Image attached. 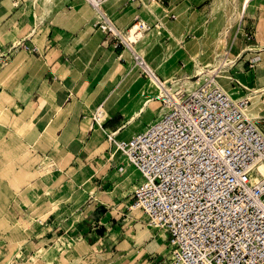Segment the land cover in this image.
Here are the masks:
<instances>
[{"label": "crops", "instance_id": "0c3cea01", "mask_svg": "<svg viewBox=\"0 0 264 264\" xmlns=\"http://www.w3.org/2000/svg\"><path fill=\"white\" fill-rule=\"evenodd\" d=\"M148 1L105 0L101 11L112 20L117 30L127 28L141 17L146 20L151 30L138 48L148 50L146 58L156 68L157 77L165 80L174 76L167 69L170 63L162 60L163 63L166 61L163 69H157L150 57L155 50L166 49L162 41L168 35L183 42V46L180 43L177 47L178 56L188 57L185 51L188 52L186 45L189 43H184V36L191 28L182 21L178 22L184 18L183 12L178 11L182 5L177 7L173 0H159L167 10L170 22L166 24L169 29L157 30L155 24L158 20L145 8L144 3ZM188 4L187 1L184 6ZM98 23L94 9L86 0H0V41L4 40L0 45V58L10 57L8 63L0 68V93H5L10 102L23 111L21 116L14 114L13 124L19 127L10 126V129L17 132H13L14 136L23 137L25 147H29L36 161L41 159L36 170L40 174L35 175L32 181L56 172L55 185L68 183L71 186L69 191H61L57 187L52 194L61 204L58 214L50 217L45 228H53L54 235L59 231L63 234L73 232L72 223H67V219L62 221V217L88 218L104 205L99 195L106 192H99L92 185L94 179L106 181L104 171L108 161L105 151L112 145L107 139L111 132H116L113 136L117 140L131 138L141 132L130 131L126 137H121L124 130L120 126L133 114L137 106L134 103L141 97L140 90L145 83L141 82L143 71L129 67L124 58L125 49L121 50L111 35L100 30ZM15 37L20 42L17 46L14 45ZM203 49L200 44V55L204 53ZM190 57L186 58V65ZM29 61L32 63L26 67ZM147 85L148 90L143 97L154 94V86ZM100 106L107 109L110 118L103 128L94 119V129L87 133L85 122L92 115L95 118ZM11 108L16 111V107ZM149 111L152 114L146 118ZM152 115L154 104L140 120L149 125ZM30 128L33 129L31 134ZM59 170L64 171V177ZM37 183L42 190L46 189V182L39 180ZM16 211L19 213L18 204ZM74 232L77 240L84 236H78L76 228ZM99 238L102 239L101 236Z\"/></svg>", "mask_w": 264, "mask_h": 264}, {"label": "rangeland", "instance_id": "374dc122", "mask_svg": "<svg viewBox=\"0 0 264 264\" xmlns=\"http://www.w3.org/2000/svg\"><path fill=\"white\" fill-rule=\"evenodd\" d=\"M173 1L177 7L182 5L178 11L183 12L184 18L178 22L182 21L191 28V31L185 33V41L183 38L180 39L189 43L186 45L188 52L184 50L188 53V57L194 53L198 55L200 44H202L204 53L200 58L202 64H207L214 62L217 53H222L225 49L230 57L236 58L237 65L223 73L232 79L219 80L221 85L235 98H241L238 96L245 92L241 85L255 90L264 88V0H251L241 19L237 18L235 13L241 10L243 0ZM187 1L189 4L185 7L184 3ZM154 3L165 11L162 19L170 22L168 12L159 0L145 2V8H153ZM234 9L237 10L234 12ZM171 20L175 21V19ZM178 41L168 35L162 41L166 49L155 50L150 59L154 60L157 69H163L162 60L168 61L170 64L167 65V69L175 78L183 79L184 71L194 77L193 63L186 66L185 60L188 57L182 58L176 53L178 45L183 43ZM3 42L4 40H1L0 45H3ZM120 46L121 50L125 49L123 45ZM125 60L132 70H141L138 66L134 67L132 57ZM146 60L149 62L148 58ZM174 67H177L175 71ZM141 76V82L145 83L140 91L144 95V92L148 90L146 81L149 78L145 73H141ZM156 89L157 86L154 85L153 90L156 91ZM263 97L264 94L260 97L262 106ZM249 100L252 106L254 99L249 97ZM161 105V100L155 101L154 115L151 116L153 119ZM13 113L17 114V111ZM151 114L152 111H149L146 118ZM256 120L264 125V112L262 117ZM10 126L19 127L17 124ZM147 126L145 121L142 123V120H139L135 125H131L130 129L124 130L121 137H126L130 131L138 132ZM13 132L11 131V134L7 136L13 161L7 169L3 168L0 171V264H169L164 232H157L154 236L152 234L154 229L149 226V221L142 212L131 210L135 190L131 188L136 186L139 173L113 144L105 151L108 161L104 171L107 176L106 181L99 182L94 179L92 185L93 188L99 189V192H106L107 195H99L104 205L88 218L86 216L72 218L70 215L62 217V221L67 219V223H72L70 226L73 232L63 234V231H59L54 235L53 228H45L50 217L58 214L61 204L59 200L53 198L52 194L57 187L61 191H69L71 186L65 180L63 182L67 185H55L56 172L47 178L32 181L35 175L40 174H37L36 170L41 165V159L38 158L39 160L36 161L29 147H25L23 139L20 140L17 134L14 136ZM125 139L129 140L130 137ZM235 154H237L236 158L240 156L246 158L242 152L233 153ZM5 160L4 153L0 150V165H3ZM202 160L206 169L205 184L213 188V191L230 197L241 198L245 195L240 186L226 178V170L214 152L205 151ZM20 170H24V173L28 175L27 179L15 176V173ZM59 171L64 177V171ZM39 180L47 183L46 189H41L37 183ZM126 190L127 196L124 195ZM13 202H16L25 214L16 213L17 204ZM249 213L259 215L260 211L250 208ZM29 217L35 219L30 225L27 224ZM130 217L131 220H129ZM17 221L21 223V226H17ZM147 227H150L148 233L141 234ZM75 228L78 230V236L84 235L80 238L81 242L74 235ZM94 233L97 235L95 236ZM61 237H68L69 242L65 245L61 244L58 241ZM19 253L24 257L22 260L18 259ZM32 256L36 257L35 263L31 261Z\"/></svg>", "mask_w": 264, "mask_h": 264}, {"label": "built area", "instance_id": "2783aa9c", "mask_svg": "<svg viewBox=\"0 0 264 264\" xmlns=\"http://www.w3.org/2000/svg\"><path fill=\"white\" fill-rule=\"evenodd\" d=\"M97 26L125 47L109 18ZM179 98H163L165 114L129 140L108 137L139 173L131 210L164 232L169 264H264V125L248 117L249 100L214 81ZM205 151L243 197L205 184Z\"/></svg>", "mask_w": 264, "mask_h": 264}, {"label": "bare ground", "instance_id": "6f19581e", "mask_svg": "<svg viewBox=\"0 0 264 264\" xmlns=\"http://www.w3.org/2000/svg\"><path fill=\"white\" fill-rule=\"evenodd\" d=\"M86 1L89 3L90 6H92V8L95 11V20L98 22H100V21L106 22V18H108V17L105 16L106 14L103 11H101L102 5L104 4L103 2L105 0H86ZM250 3H251V0H243L241 8H240L241 10H239L237 13H235V15L237 14V18L241 19L242 14H244L247 11ZM146 10H148V12H150V14L152 16L155 15V18L158 20L157 23L155 24L157 30L162 31L163 28H168V27H166L167 22L162 19V15L164 14L165 11L163 9H161L157 3H154L153 8L149 7V8H146ZM235 10H237V9H234V12H235ZM244 17H245V15H244ZM170 24H172V23H170ZM150 30H151L150 25H148L146 20L141 17L138 22H135V23L131 24L130 26H128L127 28H124L122 30L118 29V32H115L124 41V45H125V50L123 52L124 58L128 59V57H132L134 60V67L138 66L143 71V73L148 74L149 80H147L146 83L147 84L149 83L153 86L154 85L157 86V89H156V91H154L153 95L143 97V94H142L140 99H138L134 103V105H137V106H136V108L133 109V114L127 118V120L124 122V124L122 126H120L121 127L120 129H122V130H128V128L131 125L137 123V120H140L143 113H145L147 111V109L152 104L155 103L156 100L157 101L162 100L163 98L170 97V96H173L177 100H180L179 96L181 94H185V93L186 94H192L195 90L207 86L208 83H210L212 81L221 84L219 80H224V81L225 80H231L232 78L224 75L223 73H225L226 70H228L229 68H232L233 66L237 65L236 58L230 57V55L225 51V49L222 53H217V56H216V59H214V62L211 61V63L208 62L207 64H202V61L200 58L201 55L199 53H198V55L196 53H194V55H192L190 57V61L186 65V66H188L191 62L193 63V65H194L193 70H194V75H195L194 77H191L190 74H188V73H186V71H184V73H183L184 78L183 79H181V78L178 79V78H175L174 76H169L165 80L161 79L162 80L161 81L159 78H158L159 80H157L155 77V76H158L156 68H154L151 65V63L147 62V60H146L148 50H141L138 48L139 44L145 39L147 32ZM18 43H20V42H18V39L16 38L14 40V45L17 46ZM184 43L186 44V42H184ZM181 45L183 46V43H181ZM10 48H12V47H10ZM199 51H201V50H199ZM9 59H10L9 55L6 56L4 59L0 58V68L2 66H4L5 64H7ZM143 62L146 63V66L144 65ZM31 63H32L31 61L27 62L25 64L26 67H29V65ZM164 63L162 62V65ZM31 71H34V68L31 69ZM152 72L154 73V75L152 74ZM196 86H199V87L196 88ZM241 86L245 90V92L241 96H238V97H241L239 99L249 100V97H252L254 99L252 106H250L251 102L249 100L250 104H249L248 109H247L248 117L251 120H256L257 118H261L262 113H263L262 112L263 106L260 103V97L262 96V94H264V88L261 87L260 89L255 90V89L250 88V87L245 86V85H241ZM226 92L232 98L234 97L228 90H226ZM10 100L11 99L8 98V96L5 93H0V150L2 151V153H4V156L6 159L5 162L3 163V165H0V171L3 168L7 169L8 166L10 165V162L13 161V157L10 155V148H8V139H7V136L9 134H11V131L13 132V130L10 129V125L14 123L13 118H14L15 113H13L11 107H16V111L18 113L17 115L21 116L22 112H23L22 108H20L19 106H16V104H14L13 102H10ZM165 112H166L165 106L161 105L159 107V109L157 110V112H155L156 117L149 122V125L154 123L156 120L160 119L165 114ZM23 115H25V114H23ZM109 118H110V115L107 112V109L100 106L98 109V112L95 113V118H93L92 116L87 118V120L85 122V124L88 126L86 129L87 130L86 132L89 133L91 130L94 129V124H93L94 119L96 120L97 125L100 128H103V125L108 121ZM146 128L147 127L143 128L141 130V132L145 131ZM31 130H33V129L30 128L29 134H31ZM114 134H116V132H111V134L108 137L113 138ZM18 136H19L20 140L23 139V137H21V135H18ZM110 141L111 140H109L108 142H110ZM37 145H39V141H38ZM114 147H115V149L119 150L118 141L116 144H114ZM123 154L125 156L126 161L129 162L128 156L125 153H123ZM259 171L262 173V175H264V163L259 165ZM15 174H16L15 176H20V178L27 179V177H28V175L26 173H24V170H20ZM131 189H136V186H133ZM124 195L125 196L128 195L127 190L124 192ZM18 212H19V215L25 214L20 209L19 206H18ZM129 220H131V217ZM34 221H35L34 218L29 217V221L27 222V224L30 225ZM16 224H17V226H21V223L19 221H17ZM149 226L154 229L153 233H152V234H154V236L157 232H163V231L159 230L155 224L149 223ZM150 227H147L145 230H143L141 232V234L148 233V229H150ZM58 241H60L61 244L65 245V244H67V242H69V239H68V237H61V238H59ZM23 258H24L23 255L21 253H19L18 259L22 260ZM31 261L33 263H35L36 257L32 256Z\"/></svg>", "mask_w": 264, "mask_h": 264}]
</instances>
